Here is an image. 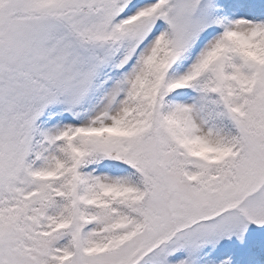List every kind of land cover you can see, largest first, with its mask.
I'll list each match as a JSON object with an SVG mask.
<instances>
[{
    "label": "snow or ice",
    "instance_id": "snow-or-ice-1",
    "mask_svg": "<svg viewBox=\"0 0 264 264\" xmlns=\"http://www.w3.org/2000/svg\"><path fill=\"white\" fill-rule=\"evenodd\" d=\"M0 264H264V0H0Z\"/></svg>",
    "mask_w": 264,
    "mask_h": 264
}]
</instances>
